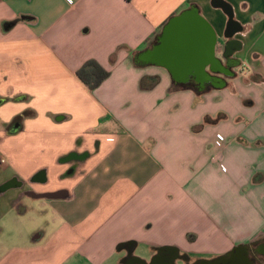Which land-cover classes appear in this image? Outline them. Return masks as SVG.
Returning a JSON list of instances; mask_svg holds the SVG:
<instances>
[{
	"label": "crops",
	"instance_id": "crops-1",
	"mask_svg": "<svg viewBox=\"0 0 264 264\" xmlns=\"http://www.w3.org/2000/svg\"><path fill=\"white\" fill-rule=\"evenodd\" d=\"M188 10L216 37L205 81L146 54ZM87 61L109 72L94 90L76 77ZM11 180L52 225L0 264H232L236 247L264 261V0H0ZM19 193L0 194V220Z\"/></svg>",
	"mask_w": 264,
	"mask_h": 264
},
{
	"label": "water",
	"instance_id": "water-1",
	"mask_svg": "<svg viewBox=\"0 0 264 264\" xmlns=\"http://www.w3.org/2000/svg\"><path fill=\"white\" fill-rule=\"evenodd\" d=\"M197 40L202 42L197 43ZM215 45L214 31L194 11L188 10L168 21L157 44L146 54L155 56L156 61L167 67L174 78L187 80L190 75L197 81H205L208 79L204 74L206 67L212 70L216 62ZM182 72L184 76L180 74ZM245 249L236 247L229 254L232 264H253L247 259ZM260 263L264 264V261Z\"/></svg>",
	"mask_w": 264,
	"mask_h": 264
},
{
	"label": "rangeland",
	"instance_id": "rangeland-1",
	"mask_svg": "<svg viewBox=\"0 0 264 264\" xmlns=\"http://www.w3.org/2000/svg\"><path fill=\"white\" fill-rule=\"evenodd\" d=\"M21 195L18 194V197ZM2 201L4 212L10 205V198ZM42 200L24 197L20 201L21 211H8L0 220V249L6 250H22L28 246L38 245L34 239L41 233V230L52 225L50 209L43 205ZM1 256V253H0ZM77 261V260H76ZM79 264V263H78ZM81 264H86L81 262Z\"/></svg>",
	"mask_w": 264,
	"mask_h": 264
},
{
	"label": "trees",
	"instance_id": "trees-1",
	"mask_svg": "<svg viewBox=\"0 0 264 264\" xmlns=\"http://www.w3.org/2000/svg\"><path fill=\"white\" fill-rule=\"evenodd\" d=\"M125 1L130 2L132 0ZM108 76L109 72L95 61H87L76 71L78 80L89 90L96 89Z\"/></svg>",
	"mask_w": 264,
	"mask_h": 264
},
{
	"label": "flooded vegetation",
	"instance_id": "flooded-vegetation-1",
	"mask_svg": "<svg viewBox=\"0 0 264 264\" xmlns=\"http://www.w3.org/2000/svg\"><path fill=\"white\" fill-rule=\"evenodd\" d=\"M12 190L19 191L21 193L22 198H23V196H25L27 194H30L31 196H37L34 193L27 192V190L21 191L20 190V184L17 183L16 181H14V180L8 181V182L0 185V194L1 193H5V192L7 193V192L12 191ZM20 197L17 198V201H19L21 199ZM247 259L249 261H251L253 264H261L260 261H259V258L256 255L255 250H249V252L247 253ZM216 261L211 262L210 264L215 263Z\"/></svg>",
	"mask_w": 264,
	"mask_h": 264
},
{
	"label": "built area",
	"instance_id": "built-area-1",
	"mask_svg": "<svg viewBox=\"0 0 264 264\" xmlns=\"http://www.w3.org/2000/svg\"><path fill=\"white\" fill-rule=\"evenodd\" d=\"M224 141H225V139H224L223 136H221V135H216L215 136V144H216L217 147H221L222 144L224 143Z\"/></svg>",
	"mask_w": 264,
	"mask_h": 264
}]
</instances>
